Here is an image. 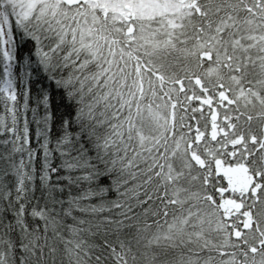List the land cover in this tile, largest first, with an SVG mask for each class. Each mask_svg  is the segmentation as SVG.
I'll return each instance as SVG.
<instances>
[{"label": "snow or ice", "instance_id": "snow-or-ice-1", "mask_svg": "<svg viewBox=\"0 0 264 264\" xmlns=\"http://www.w3.org/2000/svg\"><path fill=\"white\" fill-rule=\"evenodd\" d=\"M0 264H264V0H0Z\"/></svg>", "mask_w": 264, "mask_h": 264}]
</instances>
